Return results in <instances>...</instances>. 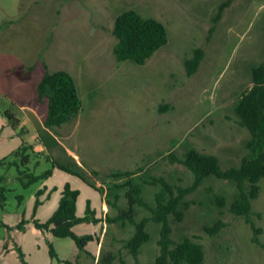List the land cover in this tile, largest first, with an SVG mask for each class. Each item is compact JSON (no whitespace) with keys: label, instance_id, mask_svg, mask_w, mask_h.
<instances>
[{"label":"rangeland","instance_id":"1","mask_svg":"<svg viewBox=\"0 0 264 264\" xmlns=\"http://www.w3.org/2000/svg\"><path fill=\"white\" fill-rule=\"evenodd\" d=\"M129 9L168 28V43L144 64L114 52L116 19ZM198 47L205 56L189 75L186 60ZM263 61L264 0H0V264H106L109 253L116 255L112 264H153L162 223H148L152 239L137 259L127 246L135 223L108 218L129 205L126 188L114 186L125 178L110 173L134 171L143 198L155 206L162 185L153 177L183 186L196 180L172 152L183 157L196 147L219 156L223 169L239 167L251 153L252 133L236 106ZM60 69L74 75L82 108L62 126L47 127L38 83L47 70ZM30 173L43 177L30 182ZM67 183L80 190L78 215L88 216L74 230L94 236L84 249L36 224L53 215ZM259 185L250 222L230 209L237 181L206 177L187 196L184 217L171 216L173 238L203 243L204 264H264V178ZM151 213L135 206L138 221ZM219 219L226 226L210 234L207 226Z\"/></svg>","mask_w":264,"mask_h":264},{"label":"trees","instance_id":"2","mask_svg":"<svg viewBox=\"0 0 264 264\" xmlns=\"http://www.w3.org/2000/svg\"><path fill=\"white\" fill-rule=\"evenodd\" d=\"M114 34L118 42L114 47L119 60H133L137 63H146L160 48L169 41L168 28L156 17H146L136 9H129L121 13L115 23ZM205 56L203 47L196 48L194 55L186 60L189 75L194 74L200 67ZM38 99L48 104L45 124L47 127L62 126L77 116L82 108V98L74 75L65 69L57 71L47 70L38 83ZM236 111L241 118V123L248 127L252 133L249 140L251 153L248 154L239 167L232 166L228 169L221 167L220 158L216 154L202 152L196 147L189 148L183 157L171 153L173 160L179 161L190 167L196 174L195 182L190 186L173 184L164 177H153L150 182L161 184L162 188L157 192V204L151 205L142 196V187L133 179L134 171H114L110 176L116 179L125 178L122 182H116V188H126V197L129 200L127 208H121V212L115 216H109L111 221L130 220L136 225L134 235L128 239L127 246L138 259L142 246L152 239L148 230V223L152 220L162 223L161 237L159 239L160 253L153 264H204L206 249L203 243L187 236L179 241L172 236L173 227L171 216L182 219L185 210L189 207L187 196L194 192L202 181L213 174L223 178H231L237 181L238 194L231 203L230 209L236 215H245L248 221H252L253 199L258 197L261 187L259 181L264 178V61L253 68V86L247 89L240 98ZM6 114L14 119L9 111ZM32 145H24L26 151ZM21 153V150L18 151ZM28 159V157H27ZM58 167L70 170L88 181L85 175L77 169L55 160ZM32 181L43 177V174L30 173ZM46 175V174H45ZM93 184L91 181H88ZM99 188V186H96ZM102 187V186H101ZM103 188V187H102ZM114 187H111L113 189ZM43 190H41L42 192ZM80 190L66 184L62 192L60 203L53 215L46 221H36L37 227L51 231L59 237H73L77 245L84 249L89 240L94 239L91 234L79 235L74 227L87 217H81L77 213ZM1 195L6 198L4 192ZM116 198L118 194L115 195ZM38 204L41 200L38 199ZM218 203L223 207L227 201L224 197L218 198ZM147 206L151 215L138 221L135 216L136 205ZM100 220L99 218L95 219ZM227 222L219 219L215 224L207 226L210 234H217ZM257 233L261 229L255 227ZM255 240H259L258 237ZM51 255L59 257L53 244ZM115 254L109 253L103 258L106 264H112ZM68 263L71 260L61 259ZM123 264H130L123 259Z\"/></svg>","mask_w":264,"mask_h":264},{"label":"crops","instance_id":"3","mask_svg":"<svg viewBox=\"0 0 264 264\" xmlns=\"http://www.w3.org/2000/svg\"><path fill=\"white\" fill-rule=\"evenodd\" d=\"M33 110V108L31 107V111ZM15 117V116H14ZM15 120H17V122L19 123L20 122V119L19 118H17V117H15L14 118ZM29 120H30V118H28ZM31 123V122H30ZM30 143H27L26 145H29ZM31 145V144H30Z\"/></svg>","mask_w":264,"mask_h":264}]
</instances>
